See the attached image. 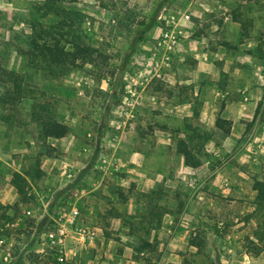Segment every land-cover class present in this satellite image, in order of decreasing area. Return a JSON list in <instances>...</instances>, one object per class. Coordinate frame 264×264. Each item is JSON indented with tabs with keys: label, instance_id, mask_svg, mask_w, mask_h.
<instances>
[{
	"label": "rangeland",
	"instance_id": "1",
	"mask_svg": "<svg viewBox=\"0 0 264 264\" xmlns=\"http://www.w3.org/2000/svg\"><path fill=\"white\" fill-rule=\"evenodd\" d=\"M41 1L0 0V80L3 71L14 72L34 91L32 98L0 103V238L14 243L10 264H66L41 234L74 205L79 226L114 224L149 239L157 222L148 221L151 205L140 192L158 193L154 219H161L162 235L153 251L161 260L174 254L167 264H245L247 257L264 264V251L255 256L264 223L253 190L254 179L264 182V0L67 4L73 33L100 55L97 64L70 71L34 66L24 54L32 23L58 21L35 13ZM185 11L191 19L180 23V46L163 63L155 56L159 40ZM234 11L251 23L243 43L240 25L230 21ZM144 29L145 39L137 42ZM35 105L68 125L69 136L45 141L30 117ZM220 118L232 123L230 135L218 129ZM187 121L214 137L197 169L176 153L174 131L185 130ZM117 131L121 138L113 146ZM15 171L30 181L25 203L11 185ZM69 171L71 182L64 178ZM4 212L10 222L1 219ZM89 247L79 248L82 264L93 259ZM4 250L0 264H9Z\"/></svg>",
	"mask_w": 264,
	"mask_h": 264
},
{
	"label": "trees",
	"instance_id": "2",
	"mask_svg": "<svg viewBox=\"0 0 264 264\" xmlns=\"http://www.w3.org/2000/svg\"><path fill=\"white\" fill-rule=\"evenodd\" d=\"M78 2L79 0H44L34 5L35 13L41 19L58 18V21L52 26L44 25L42 22L30 25L31 34L28 48L24 50V54L34 66L56 67L64 71H70L73 68H79L84 65L97 64L100 56L98 50L73 33V23L70 21L72 12L65 7L67 4H76ZM234 21L242 26V40L248 38L251 32V23L243 21L239 16H235ZM147 33L148 29L141 31L136 41H143ZM3 72L0 80V86L3 88L0 103L8 105L31 97L30 93L34 91L24 86V79L21 75L14 72ZM199 115V111H196L194 118H198ZM30 117L37 124L39 134L45 141L50 139L62 140L70 134L68 125L60 122L54 115H49L36 105L33 106ZM185 127V130L177 129L174 131L176 153L183 158L186 167L197 169L203 165L202 156L205 145L211 142L214 137L212 133L201 130L188 121ZM217 127L224 133L230 134L232 123L220 118ZM11 185L22 203L29 200L30 183L26 176L20 172H13L11 174ZM253 190L256 192L254 199L256 214L263 216L262 222L264 223V182L254 179ZM138 195L147 199L151 205L147 213L151 217L148 221H156V227H160L161 219L155 220L157 216L154 219V202L159 199L158 193L140 192ZM1 219L6 221V223L11 221L10 216L6 212L1 215ZM144 219H147V216H144ZM256 240L258 243L255 256H258L264 251V233L257 235ZM141 242L142 245L137 249V252L151 249L152 246L147 241L142 240ZM191 246L198 247V244L191 243Z\"/></svg>",
	"mask_w": 264,
	"mask_h": 264
},
{
	"label": "crops",
	"instance_id": "3",
	"mask_svg": "<svg viewBox=\"0 0 264 264\" xmlns=\"http://www.w3.org/2000/svg\"><path fill=\"white\" fill-rule=\"evenodd\" d=\"M235 16H239L243 21L247 23H248V19H244V17L237 11H234L232 15V19L230 21L235 24L240 25V36H241L242 26L240 23L234 21ZM250 36H251V32H250ZM250 36L248 38H245V40H242V37H241V42L242 43L245 42L247 39L250 38ZM195 58L197 59V57ZM204 58L207 59L206 57ZM227 135H230V134H227ZM53 141L58 142L60 140H53ZM113 166H116V165H113ZM105 170H108L107 165L105 166ZM94 185L100 186V183H97V184L95 183ZM142 188L143 186L141 184H139L137 187V189H140V190ZM144 192H146L145 189H144ZM88 209L90 212H93L94 207L91 205V207L89 206ZM160 228L161 226L156 227L155 225L154 227H151L149 229V231H151L150 233H153V235L149 237V239L147 240L144 239V240L147 241L152 247L151 249H147L143 252H137V249L142 245V242H141L142 240L138 237L137 233L130 228L123 227V226L121 227L119 225H114V224H111L107 227L100 226V227L94 228L96 232V238H95V241L89 245L90 246L89 248L91 247L94 248L93 249L94 251L92 253L93 259L88 261L86 264H148V261L154 262V263H158L160 261L161 264H167L166 263L167 258L175 257L174 254H167L165 258L161 260L160 255L156 254V250L153 251V249L156 248V244H157L155 243V239L157 238V236L160 237L162 235L161 232H157V230H159ZM111 232L113 234L114 233L118 234V238L120 237V239L112 238ZM96 239L100 241L98 242L96 241ZM167 241L168 239H166V242ZM169 245L173 247L172 242H169L168 246ZM80 246L81 245L77 242L70 243V245L66 249V260H65L67 262L66 264H82L81 258H82L83 253L79 251ZM253 261L254 260L252 257H247L245 264H253ZM50 264H55V263L50 262Z\"/></svg>",
	"mask_w": 264,
	"mask_h": 264
},
{
	"label": "built area",
	"instance_id": "4",
	"mask_svg": "<svg viewBox=\"0 0 264 264\" xmlns=\"http://www.w3.org/2000/svg\"><path fill=\"white\" fill-rule=\"evenodd\" d=\"M190 19L191 13L185 11L180 21H177L175 17L170 20L169 29L163 33L155 52V56L161 58L163 63H169L172 57L177 53L181 42V35L183 34L180 23L181 21H188ZM155 76L161 78L162 72L160 70L156 71ZM132 117L134 116L132 115ZM120 138L121 131H117L114 139L115 144L113 143V146H116ZM104 158L106 159L107 156H104ZM64 178L68 182H71L74 179V171L66 172ZM27 214L30 215L31 212L28 211ZM79 217L80 211L77 206L74 205L71 209H63L60 212L59 220L56 221L57 226L41 234L45 241L46 248L55 250L59 261L66 260V249L70 243L77 242L81 246H87L95 241V230L79 226ZM0 247L5 249L3 251V260L10 264L12 260L11 250L14 247V243L2 237L0 238Z\"/></svg>",
	"mask_w": 264,
	"mask_h": 264
}]
</instances>
